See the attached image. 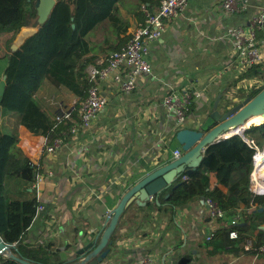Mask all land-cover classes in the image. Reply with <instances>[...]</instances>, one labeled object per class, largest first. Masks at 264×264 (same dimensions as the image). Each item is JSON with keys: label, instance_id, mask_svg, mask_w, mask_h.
Listing matches in <instances>:
<instances>
[{"label": "crops", "instance_id": "1", "mask_svg": "<svg viewBox=\"0 0 264 264\" xmlns=\"http://www.w3.org/2000/svg\"><path fill=\"white\" fill-rule=\"evenodd\" d=\"M243 2L245 11L228 14L221 10V0H190L181 14L167 19L164 31L151 42V74L139 77L135 89L127 94L109 82H101V91L108 100L104 111L89 129L76 135L68 132L61 150L53 154L44 151L48 144L44 136L33 135L23 125L15 124L10 113H0L1 120L4 117L3 131L17 133V145L36 163L39 172H52L51 177L39 183L38 202L43 209L35 213L22 234V243L46 245L64 260L75 258L78 248L101 232L105 216L128 186L173 158L175 149L181 150L173 121L166 117L161 105L168 86L203 89V99L186 116L185 127H190L211 110L218 94L219 99H227L237 91L247 95L262 85L258 76L242 77L237 73L226 35L229 26L264 14V0ZM120 7L119 24L126 22L129 33L138 27L137 9L132 6L125 11ZM256 37L264 40V23ZM116 38L108 22L101 23L88 36L98 58L113 51L110 45ZM48 86L43 82L35 98L53 120L57 113L71 110L73 104L66 107L64 98L56 102L53 90L52 97L46 95ZM65 96L75 100L70 93ZM209 182L210 187L216 184L213 174ZM171 186L162 193H169ZM218 187L226 190L220 184ZM153 202L157 199L152 197L145 205L132 202L124 209L100 264H138L139 258L148 253L157 256L161 264L257 263L258 256L243 251L208 252L205 236L223 227L231 216L223 220L210 218L202 198L177 207L172 219L168 212L153 207Z\"/></svg>", "mask_w": 264, "mask_h": 264}, {"label": "trees", "instance_id": "2", "mask_svg": "<svg viewBox=\"0 0 264 264\" xmlns=\"http://www.w3.org/2000/svg\"><path fill=\"white\" fill-rule=\"evenodd\" d=\"M34 1L0 0V35L6 36L4 47L11 51L6 57L4 53L0 54V76L7 69L0 113H10L15 124L23 125L33 135L44 136L50 143L78 120V104L85 98L91 84L86 68L98 57L93 53L89 34L101 23L108 22L117 36L110 47L117 50L129 38V25L126 22L123 26L119 24V6L125 3L124 0H56L43 23L37 21ZM158 1L136 0L133 3L132 6L137 9V26L143 22L141 7L155 6ZM21 27L37 28V32L12 51L10 45ZM241 76L263 78L264 67L255 65ZM43 82H47L55 93L64 89L76 98L71 118L60 127L54 126V121L35 98ZM261 87L252 88L247 96L253 97ZM246 133L262 143L264 122L251 124ZM17 143L16 132L0 131V237L11 254H0V264H22L13 256L30 264H78L77 257L64 260L56 251L50 252L46 245L33 246L21 242L22 234L36 213L38 201L32 184L39 169ZM251 156L252 150L238 135L211 144L205 149L200 165L186 175L187 179L178 177L169 193H160L152 206L168 212L171 219L177 207L198 198H211L230 216L241 209L239 221L232 227L239 232L238 237L230 239L229 227L223 226L215 231L205 246L209 253L243 251L264 258V253L257 249L264 244V209L257 210L264 207V196L254 195L249 190ZM210 174L216 179L212 187ZM219 184L226 190L220 189ZM246 238H251L253 244L250 250L245 251L243 244Z\"/></svg>", "mask_w": 264, "mask_h": 264}, {"label": "built area", "instance_id": "3", "mask_svg": "<svg viewBox=\"0 0 264 264\" xmlns=\"http://www.w3.org/2000/svg\"><path fill=\"white\" fill-rule=\"evenodd\" d=\"M190 0H159L158 4L150 7H141L143 22L141 26L135 27L129 31V38L123 45L109 52L89 64L86 68L87 77L90 85L87 88L86 96L77 107V119L69 125L68 131H61L52 141L44 146L47 154H53L65 144L67 133L76 135L77 133L89 129L98 115L104 111L107 104V97L100 88L103 81L111 83L115 89L122 93L132 92L141 76L150 75L152 65L148 59L150 44L157 39L165 29L167 19L177 17L186 9ZM221 10L228 14H235L245 11L243 0H221ZM264 23V14L252 15L247 23L236 26H229L226 35L231 43V55L237 73H243L255 65L264 64V40L256 37V31ZM250 88V87H249ZM248 89V88H247ZM204 97L203 89H181L168 86V89L161 97V105L164 108L166 117L173 121L175 130L184 127L186 116L194 106H197ZM71 118V110L65 109L53 119L54 126ZM236 130L233 133L238 135L241 140L252 150L251 168L249 172V190L254 195L264 196V141L258 143L256 139L249 136L246 130ZM231 133V134H233ZM223 138V137H222ZM222 138H218L221 140ZM173 157L181 155L180 149L173 151ZM52 172L41 173L37 171L34 174L32 188L36 193V199L39 200V183L45 177H51ZM186 180V174L181 176ZM203 203L210 218L214 220H223L228 214L211 198H203ZM36 213L43 209V205L37 202ZM241 209H239L240 211ZM239 213L232 215L224 226L229 227L228 237L236 239L239 232L232 228L238 223ZM214 236L211 231L205 236L209 241ZM253 241L246 238L243 244L244 250L252 248ZM258 252L264 253V244L260 245ZM4 256H8L0 252ZM138 264H161L153 253H148L139 258Z\"/></svg>", "mask_w": 264, "mask_h": 264}, {"label": "water", "instance_id": "4", "mask_svg": "<svg viewBox=\"0 0 264 264\" xmlns=\"http://www.w3.org/2000/svg\"><path fill=\"white\" fill-rule=\"evenodd\" d=\"M55 3L56 0L34 1L38 23L46 21ZM36 32L37 28L21 27L15 35L10 49L15 50L26 38ZM5 78L4 74L0 77V109L6 88ZM219 98L220 94L217 95L211 110L206 113L203 119L195 120L190 127L184 126L176 130L175 139L181 146V155L170 158L168 161L150 169L128 186L117 205L105 216L103 227L99 232L100 235L98 236V233L93 240L87 241L76 251L78 264H100L103 261L108 253L106 246L109 243V238L120 215L129 204L135 202L138 205H145L152 197L156 200L159 194L169 188L178 177L183 174L188 175L198 167L203 159L205 149L220 141L218 138H222L225 132L237 127L244 130L248 119L264 112V84L253 97L246 96L240 102L224 110L218 109ZM262 122L264 120L260 123ZM232 135H235V133L225 136L221 140ZM263 209L264 207H260L257 210L261 211ZM8 250V245L0 237V252L4 253ZM6 255L11 256L10 252ZM13 258L22 264H30L14 256Z\"/></svg>", "mask_w": 264, "mask_h": 264}, {"label": "rangeland", "instance_id": "5", "mask_svg": "<svg viewBox=\"0 0 264 264\" xmlns=\"http://www.w3.org/2000/svg\"><path fill=\"white\" fill-rule=\"evenodd\" d=\"M125 4H122L121 6L123 7L122 9L125 10V11H129V9L132 7L133 3H136V0H124ZM120 7V6H119ZM121 8V7H120ZM140 10V9H139ZM120 12V10H119ZM126 20V19H125ZM5 37L4 35H0V54H3L4 53V56L6 57V55H9V53H11L10 50H7L5 49L4 47V40H5ZM8 59H7V66H8ZM7 69L4 70L3 74H5ZM1 77V76H0ZM259 77V76H258ZM261 80V84L263 85L264 84V77L263 78H260ZM49 85V84H48ZM48 90H46V95H50L52 97V87L49 85L48 86ZM255 89V88H253ZM249 93V92H248ZM66 91H64V89H60L59 92L55 93V98L54 100L56 102H58V100H60L61 98L65 99L66 101V107H68L69 104H74L75 103V100H71V99H67V97L65 96ZM237 94V95H236ZM236 94H230L227 99L225 98H221L219 99V102H218V109L219 110H224L226 109L227 107L229 106H233L235 105L236 103L240 102L241 100H243L247 95H244V94H240V92L237 91ZM66 97V98H65ZM5 125H4V117L2 118L1 120V117H0V131H3ZM237 213H239L240 211L237 210L236 211ZM236 213V214H237ZM78 261V260H77ZM78 263V262H77ZM254 264H264V258H259L257 257V263L255 262Z\"/></svg>", "mask_w": 264, "mask_h": 264}, {"label": "bare ground", "instance_id": "6", "mask_svg": "<svg viewBox=\"0 0 264 264\" xmlns=\"http://www.w3.org/2000/svg\"><path fill=\"white\" fill-rule=\"evenodd\" d=\"M263 120H264V112L259 113V114L255 115V116L251 117L250 119H248L246 121V126L251 125V124L260 123ZM239 129H240V127H237V128H234V129H230L229 131H227V132H225L223 134V137L228 136L231 133H233L234 131L239 130Z\"/></svg>", "mask_w": 264, "mask_h": 264}]
</instances>
